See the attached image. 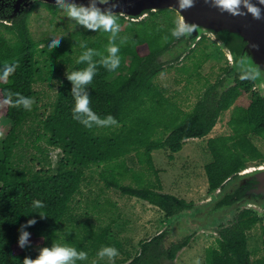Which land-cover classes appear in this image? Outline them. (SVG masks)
I'll use <instances>...</instances> for the list:
<instances>
[{"label":"trees","instance_id":"obj_1","mask_svg":"<svg viewBox=\"0 0 264 264\" xmlns=\"http://www.w3.org/2000/svg\"><path fill=\"white\" fill-rule=\"evenodd\" d=\"M38 3L53 14L60 9L57 5ZM35 6L13 24L0 28V117L10 124L0 137V264H23L25 257L35 258L40 249L56 243L87 253L84 261L74 257L75 264H108L97 255L106 246L115 247L123 255V264H158L162 254L168 260L175 259L194 234L164 247L167 230L163 229L142 240L138 252L130 258V253L122 249L113 235L115 219L105 225L97 221L98 217L92 219L89 213L80 211L76 196L96 172L105 188L144 200L168 218H177L184 210L191 211L193 202L164 191L162 170L155 165L152 153L164 149L169 160H173V154L182 149L186 140L207 136L223 112L230 110L226 122L229 133L206 140L210 161L204 165V172L212 193L249 163L264 162L263 153L253 142L254 138L264 137V96L256 90L252 78L241 79L228 64L223 70L232 76L229 82L223 83V73L207 84L190 110L167 96L156 83V77L178 67L206 39L202 36L185 52L188 40L170 34L176 24L163 25L155 20L158 14L174 12L171 9L150 12L136 20L115 15L120 24L115 42L119 43L122 37H128V41L118 53L120 66L108 71L99 61L107 55L109 34L86 29L75 21L78 27L62 35L58 45L49 48L44 41L41 46L42 41L35 40L28 27V16ZM181 42H185L184 50L164 60L163 56ZM82 44L94 49L92 62L97 69L85 89L90 107L101 118L111 115L115 123L87 128L73 119L72 85L66 73L88 63L75 64ZM201 54L205 60L207 55ZM203 58L193 61V73L198 78ZM13 63L14 71L5 75ZM180 67L187 71L185 66ZM53 82L54 99L41 103L35 85ZM9 92L31 97V108L9 106L5 102ZM248 94L249 103L240 105L238 101ZM51 148L61 152L54 166L49 156ZM31 150L32 153L24 152ZM130 155L134 156L137 169L127 164ZM34 199L42 200L44 207L33 209ZM105 203L113 214L117 212L114 202L106 198ZM93 204L97 208L98 203ZM37 211L45 215L41 217ZM83 215L87 218L82 219ZM33 217L36 222L25 229L30 233L29 242L21 248L17 243L20 230ZM257 225L262 255L254 258L248 237ZM216 231L214 244L205 249L206 264H264L263 212L254 208L234 210L217 223Z\"/></svg>","mask_w":264,"mask_h":264},{"label":"rangeland","instance_id":"obj_2","mask_svg":"<svg viewBox=\"0 0 264 264\" xmlns=\"http://www.w3.org/2000/svg\"><path fill=\"white\" fill-rule=\"evenodd\" d=\"M155 20L163 25L171 22L172 24L178 23V17L175 12L158 14ZM28 27L32 37L35 40L42 41V46L51 36L67 35L78 26L75 24V20L68 17L62 8L53 14L50 10L38 4L29 13ZM183 47H185V42H181L171 48L163 56V59L168 60L179 55L184 50ZM201 53L207 55L205 60ZM197 58H203L204 60L202 67L199 69L201 78L196 77V74L193 73V61ZM181 64L187 68V71H183L182 67H180L182 66ZM181 64L178 67L167 69L165 72L159 74L155 81L164 89L167 96L173 97L183 109L188 111L205 90L207 84L215 82L224 73L223 69L227 64L229 65V62L220 46L210 37L206 36V39L195 48L193 54L185 58ZM191 73L192 76H189ZM231 77L230 73L225 72L223 74V83H228ZM35 89L40 94L41 103H47L55 97L56 83L53 82L52 85L38 83L35 85ZM221 89L220 87L219 91ZM250 97L249 94L245 95L238 103L246 106L250 101ZM230 112V110L223 112L221 118L207 136L201 139L186 140L182 149L173 154V160H169V153L164 149L156 150L152 153L155 165L162 170L161 179L165 192L177 195L186 202H193V205L208 199L212 195L214 191L209 193L207 178L204 172V165L210 161V155L206 149V140L208 137L229 133L226 122ZM9 127L10 124L0 117V137L4 136ZM32 127L36 133L38 131L36 125L34 124ZM25 128L28 129V125ZM253 142L264 155V137L254 138ZM39 144L44 146L43 142H39ZM24 152L32 153L33 150ZM60 155L59 149H49V156L53 166ZM126 160L128 165L135 169L138 168L133 155L128 156ZM262 163L264 162L256 163L255 161L249 163L248 166ZM90 174L91 171H88V176ZM88 180L90 183L85 184L81 189V193L76 196L75 201H80V211L89 213L92 219H97L98 217L97 221L104 225L114 218L115 222L112 225L113 235L121 242L122 249L130 253V258L138 252L139 244L142 240H147L164 229L165 231L167 230V234L162 242L164 247L173 242L180 241L187 235L194 234V236L187 246L178 251L175 259L168 260L162 254L158 259V264H196L197 260H199V264H206L205 249L213 245L215 238L218 236L216 233L218 222L211 227L200 229L190 221L189 215L193 208L191 211L184 210L177 218H168L161 210L144 200L122 195L118 190L113 188H105L103 181L99 180L96 172H93L92 177H88ZM106 198L116 204V211L119 213V217L116 216L117 212L113 214L108 209L105 203ZM93 202L98 203L95 209L92 207L94 205ZM258 212L264 213V211ZM81 218L85 219L87 216L83 215ZM258 235L259 228L257 225L251 230L248 237L249 248L255 252L254 258L262 255ZM122 258L123 255L118 253L111 260L108 257L98 259L108 264H117L115 261L117 259L119 264H123L121 262Z\"/></svg>","mask_w":264,"mask_h":264},{"label":"water","instance_id":"obj_3","mask_svg":"<svg viewBox=\"0 0 264 264\" xmlns=\"http://www.w3.org/2000/svg\"><path fill=\"white\" fill-rule=\"evenodd\" d=\"M42 1L57 5V0ZM250 2L261 8L260 18H255L244 5H241L239 14L222 10L214 0H194L192 6L185 9L179 8L178 0H106L104 3L100 0H68L78 7L95 6L131 20L141 19L151 11L171 9L177 14L178 22L184 19L195 28L190 36H184L188 40L185 52L194 47L202 36H208L223 50L232 72L241 76L245 75L241 60L245 66L257 67L264 72V4L259 0ZM31 4L29 0H17L10 19L19 7H22L20 12L25 13ZM252 79L264 96V75L253 76ZM240 208L264 210V163L243 168L208 199L194 204L190 221L205 229Z\"/></svg>","mask_w":264,"mask_h":264},{"label":"clouds","instance_id":"obj_4","mask_svg":"<svg viewBox=\"0 0 264 264\" xmlns=\"http://www.w3.org/2000/svg\"><path fill=\"white\" fill-rule=\"evenodd\" d=\"M101 3L106 0H100ZM194 0H178L180 9H185L192 6ZM260 4H264V0H259ZM214 4L222 9L227 10L233 14L240 13L241 5L247 7L249 13L255 18L261 17V8L255 6L250 0H214ZM57 7L64 10L66 15L74 19L78 24L83 25L86 29L100 30L102 33L109 34L107 36L108 43L105 46L107 55L103 56L99 63L103 65L108 71H114L120 66V48L122 45L127 43L128 37H122L119 43L115 42L117 34L120 33V24L118 18L111 12L101 11L99 8L75 6L74 4L68 3V0H57ZM195 28L193 24L186 23L183 19L182 22H178L170 31L171 36L179 38L181 36H190ZM62 35H55L48 38L46 45L50 48L53 45H58ZM167 40V36L164 37ZM83 49L75 59V64H84L87 61L85 67L78 68L66 73V78L71 82L72 89L71 95L73 97L72 104V116L73 119L83 124L87 128L93 127V125H102L115 123L114 118L108 115L101 118L95 113L90 107V99L87 93L86 86H89L93 80V77L97 73L95 64L92 62V56L94 49L87 47L86 44L81 45ZM241 68L245 71V75L241 76V79L252 78L253 76L264 75L257 67L245 66L241 60ZM15 69V64H10L5 75L12 73ZM5 102L11 106H23L24 108H31L32 98L29 96L22 95L20 93L9 92L5 97ZM33 209H41L44 207V202L39 199H34L31 202ZM41 217L45 215L44 212L37 211ZM229 215V214H228ZM227 215V216H228ZM36 222L35 218H31L26 221V224L22 226L19 236L18 245L23 248L28 244V238L30 233L25 230L27 226H30ZM97 255L101 258L108 257L110 260L118 255V250L112 246H106L98 251ZM77 258L84 261L87 258V253L84 251H77L74 247L67 244L56 243L52 247H44L40 249L39 254L35 258L25 257L23 264H75L73 258ZM199 264V260L196 261Z\"/></svg>","mask_w":264,"mask_h":264},{"label":"flooded vegetation","instance_id":"obj_5","mask_svg":"<svg viewBox=\"0 0 264 264\" xmlns=\"http://www.w3.org/2000/svg\"><path fill=\"white\" fill-rule=\"evenodd\" d=\"M16 1L17 0H0V28L1 29H4L3 25H11L13 24L14 21L20 19L22 16L26 14V13L20 12L22 7H19L14 17L12 18V20L10 19V16L14 12V8H15L14 5ZM29 1L32 2V4L29 5V7H26V12H28L31 9V7L34 6L35 4L36 5L40 4L38 2H44L42 0H29ZM159 11H155V12H159ZM151 12H154V11H151Z\"/></svg>","mask_w":264,"mask_h":264}]
</instances>
